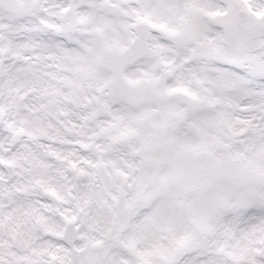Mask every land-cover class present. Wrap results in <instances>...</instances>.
Here are the masks:
<instances>
[{
    "label": "snow or ice",
    "instance_id": "obj_1",
    "mask_svg": "<svg viewBox=\"0 0 264 264\" xmlns=\"http://www.w3.org/2000/svg\"><path fill=\"white\" fill-rule=\"evenodd\" d=\"M0 264H264V0H0Z\"/></svg>",
    "mask_w": 264,
    "mask_h": 264
}]
</instances>
